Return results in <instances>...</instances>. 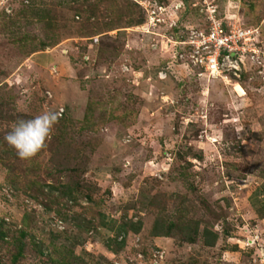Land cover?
Segmentation results:
<instances>
[{
  "label": "rangeland",
  "instance_id": "rangeland-1",
  "mask_svg": "<svg viewBox=\"0 0 264 264\" xmlns=\"http://www.w3.org/2000/svg\"><path fill=\"white\" fill-rule=\"evenodd\" d=\"M209 4L224 24L257 29L264 50V0H0V216L19 223L28 197L11 196L9 169L15 165L13 174L22 177L26 164L12 159L4 136L20 119L55 111L65 126L56 123L35 159L44 170L53 159L68 171L61 184L79 180L81 193L77 205L56 198L58 191L41 200L52 218L64 219L71 239L85 240L77 257L89 264L100 255L113 264H264V215L254 217L249 201L264 184V60L248 59L240 79L188 66L184 42L205 27ZM30 8L46 17H20ZM153 12L162 21L147 24ZM142 13L144 24L134 25ZM89 109L98 132L81 128ZM142 193L167 203L165 212L143 211ZM43 208L34 202L27 210L39 215ZM160 212L200 220V231L210 226L220 234L217 246L200 237L193 245L152 237ZM75 215L95 228L103 217L115 228L128 221L143 227L117 255L102 238L114 233L106 227L91 236ZM48 218L36 216L45 242L56 236L40 234ZM8 247L0 243V257Z\"/></svg>",
  "mask_w": 264,
  "mask_h": 264
},
{
  "label": "trees",
  "instance_id": "trees-1",
  "mask_svg": "<svg viewBox=\"0 0 264 264\" xmlns=\"http://www.w3.org/2000/svg\"><path fill=\"white\" fill-rule=\"evenodd\" d=\"M35 12L36 15L33 16L38 17V20L46 17L40 15L42 10H36L35 8H30L29 12L25 11L23 13H20V17L27 18L29 17L27 16L28 14H33ZM145 20V13H142L141 16L136 19L134 25H143ZM11 23L14 24L15 22L11 21ZM47 47L48 44L44 43L43 48ZM44 50L45 49L41 51ZM91 110L92 109H89V112L85 116L84 121L81 122V128L84 130L92 129L93 131L98 132V126L90 117L91 115H89V113L92 112ZM58 121H60V126L62 124L64 125L63 120L59 119ZM65 121L71 122V120ZM11 152L12 153L9 154L13 156L12 159H15V161L18 163L21 162L20 164H24L25 161L26 164L24 166V171H21L23 174L22 177H20V175H16V173L13 174V172L15 171V165H12V168L9 169L10 176L7 178V185L11 190V196L18 197L19 194H23L25 197H28L25 200L26 206L24 215L19 223L15 221L9 222L7 221L5 216H0V243L11 246V249L8 247V254L6 253V256L0 257V264H24V261L30 257L37 261L36 264H89L75 255L76 248L78 246L84 245L85 240L80 236L71 239V236L69 234V227L64 231H57L54 228H51V224L55 223L57 220L62 221L65 225L67 223L63 221V218V220L52 218V215H50V205L46 201L41 200L45 197V195L50 198L55 191H58L59 194L56 198L60 200L66 199L67 203L77 205V199L78 197H80L79 195L81 193L78 188L79 180L75 181L72 178L74 181L63 185V183L61 184L60 182V178H62V175L64 173H68V171H66L65 169L62 170L60 168V165L54 162L53 159H51L49 165H47L46 169L44 170L42 168V165L36 161V156L31 159L22 160L17 156L16 152H14L13 150ZM57 153L58 156H60L62 152L58 151ZM71 171L74 172L75 176L79 173L78 169H71ZM84 171L85 170H82L81 173H83ZM42 173H44V175L48 179L55 180L57 184L47 185V180H44L42 178ZM46 188L49 189L48 192H44V189ZM146 194L142 193L143 200L138 202L141 205L143 211H147L150 208L157 207L160 211H162V213L165 212L167 203L163 205V203H159L155 198H151L149 193ZM11 196L9 197L10 199L12 198ZM86 197L88 199H91L90 194ZM34 202L40 204V206H45V208L40 210L39 215L40 213L41 215L42 213H45L46 216H50V218L43 220L44 224L40 229V234L43 236L56 235L54 236V239L50 240L49 242L42 241L37 236L35 225L36 216L39 215H37L36 213H32V210H27V208L29 206H32ZM206 211L210 213L212 217L214 216L215 221L218 222V220L220 219L218 213L214 212V210L211 211L210 207H207ZM162 213H158L155 218V223L151 230L152 237L174 238L176 240H180L181 243H188L192 245L196 244L200 237L203 241L204 246L211 248L217 246V243L220 239V234L213 231L210 226H206L202 231H200V220H187V216H181L177 219L176 217H170ZM106 218L110 219L109 217H103L101 221V224L103 226H99L96 228L93 227L92 222L83 215H75L73 217V220L76 221L75 224H77L79 229H86L87 234L88 231L91 230V236H97V234H100L102 228L104 229L108 227L109 233H114L115 236L108 237L106 235H103L102 238H105V245L107 244L110 251L115 254L117 253L118 255V252L124 249L126 240L130 233L135 235L139 234L142 230L143 223L128 221L127 224H122L119 227V229L121 228L119 231H115L112 221L110 222L111 224H109L108 219ZM65 219L67 220V218ZM12 233L14 234L12 235ZM226 236L228 237V234ZM231 249L233 251H237L239 248L237 246H234ZM143 254L147 255L146 252H143ZM7 257H9L10 260H6ZM96 264H113V262L112 260L110 261L107 257L100 255Z\"/></svg>",
  "mask_w": 264,
  "mask_h": 264
},
{
  "label": "built area",
  "instance_id": "built-area-1",
  "mask_svg": "<svg viewBox=\"0 0 264 264\" xmlns=\"http://www.w3.org/2000/svg\"><path fill=\"white\" fill-rule=\"evenodd\" d=\"M157 7L160 11L165 9L161 4ZM205 14V27L197 32L193 30L190 39L184 42L191 58L188 66L200 69L209 77L240 79L248 59L262 65L264 50L257 41L260 34L257 29L237 28L231 24H224L223 19L219 17L217 6L213 4L207 5ZM161 21L155 12L148 15L147 24L156 25ZM184 57L181 55L180 59L183 60ZM60 112L63 113V110ZM51 228L64 231L66 226L57 220L51 224Z\"/></svg>",
  "mask_w": 264,
  "mask_h": 264
},
{
  "label": "clouds",
  "instance_id": "clouds-1",
  "mask_svg": "<svg viewBox=\"0 0 264 264\" xmlns=\"http://www.w3.org/2000/svg\"><path fill=\"white\" fill-rule=\"evenodd\" d=\"M59 118V112L44 111L32 119H20L4 136V141L20 159H31L44 148Z\"/></svg>",
  "mask_w": 264,
  "mask_h": 264
},
{
  "label": "crops",
  "instance_id": "crops-1",
  "mask_svg": "<svg viewBox=\"0 0 264 264\" xmlns=\"http://www.w3.org/2000/svg\"><path fill=\"white\" fill-rule=\"evenodd\" d=\"M249 201L254 203L253 206H252L253 207V211L255 212L254 213V217H257L258 218V213H261L262 215H264V184L262 185L261 188L256 189V192L254 193V195H252V197H250ZM106 219H108V218H106ZM263 219H264V217L262 218V220ZM262 220H261V222H262ZM110 222H111V220L108 219V223L109 224H111ZM258 227H259V224L256 223V228L258 229ZM114 229H115V231H119L121 228L119 229L117 227L116 228L114 227Z\"/></svg>",
  "mask_w": 264,
  "mask_h": 264
}]
</instances>
